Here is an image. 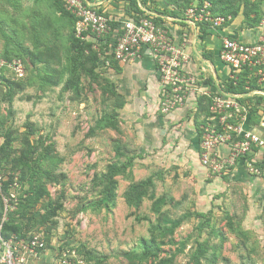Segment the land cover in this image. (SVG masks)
Instances as JSON below:
<instances>
[{
  "label": "rangeland",
  "instance_id": "1",
  "mask_svg": "<svg viewBox=\"0 0 264 264\" xmlns=\"http://www.w3.org/2000/svg\"><path fill=\"white\" fill-rule=\"evenodd\" d=\"M226 1L239 17L248 7L251 21L264 20V0ZM73 34L54 0H0V57L26 68L21 80L13 70L1 74L18 87L11 100L0 82V146L13 131L14 157L25 139L38 147L33 188L46 193L29 214L28 235L43 234L46 245L31 264H61L63 255L72 264H264L256 178L210 176L163 132L157 142L141 141L112 95L116 68L80 71L77 89L64 90ZM160 113L135 115L149 126ZM0 168L9 173L3 157ZM49 171L58 181L46 178ZM29 189L20 186L18 197ZM59 205L55 224H41L48 207Z\"/></svg>",
  "mask_w": 264,
  "mask_h": 264
},
{
  "label": "built area",
  "instance_id": "2",
  "mask_svg": "<svg viewBox=\"0 0 264 264\" xmlns=\"http://www.w3.org/2000/svg\"><path fill=\"white\" fill-rule=\"evenodd\" d=\"M58 1L75 16L76 37L87 41L95 38L97 50L101 45L109 46L105 56H113L118 63L131 64L140 60L146 49L150 51L160 84L159 110L164 115L184 107L195 92L199 97L210 98L209 117L201 126V166L210 176L220 178L228 175L231 168L244 164L248 173L264 187V34L254 43L223 38L219 58L229 69L227 83L236 87L243 82V92L221 88L213 93L201 87L203 77L185 69L188 56L165 25L156 24L151 17L140 16L117 21L114 29V20L106 13H98L84 0ZM212 9L210 0H192L185 11V20L195 26L198 33L201 27L220 30L232 21L231 16L217 15ZM105 64L110 65L108 61ZM7 69L13 70L19 80L25 76L22 60L16 59L10 64L0 57V74ZM222 147L227 148V153L221 151ZM4 171L0 168V195L12 174L10 170L7 174ZM19 189L15 178L9 193L3 195L6 213L13 211L12 203L18 201ZM6 220L5 214L2 223ZM45 246L43 234H31L27 239L12 236L8 240L0 236V264H31L42 255ZM60 262L72 264L66 255Z\"/></svg>",
  "mask_w": 264,
  "mask_h": 264
},
{
  "label": "crops",
  "instance_id": "3",
  "mask_svg": "<svg viewBox=\"0 0 264 264\" xmlns=\"http://www.w3.org/2000/svg\"><path fill=\"white\" fill-rule=\"evenodd\" d=\"M92 7L99 8L103 13L117 23L124 21L129 16L125 9L129 5V0H84ZM156 5L166 10L168 14L161 18L168 27L171 28L176 42L182 46L188 60L185 64V69L205 79L201 87L208 89L213 93L224 88L228 81L229 69L220 60L219 50L223 38H231L242 41L244 43L257 42L264 34V20L255 27H248L244 22L243 17H237L228 23L220 30H208L204 37H200L201 31L196 32L195 26L191 25L187 20H182L176 16L170 15L171 7L165 5L163 0H153ZM141 10L146 14H151L150 11L138 0ZM155 15V14H153ZM91 38V37H90ZM105 40V39H104ZM90 41H96L91 38ZM109 47V46H108ZM109 49V48H108ZM101 66L108 67L109 71L114 70L110 65L101 63ZM116 81V88L125 99V106L122 109L121 117L124 121H133L137 126L136 134L139 139L145 142H157L156 138L159 132L169 134L175 138L174 142H170L169 146L176 144L180 140V148L188 152V156L198 161V167L202 172H206L201 166L199 160V135L195 123V114L197 111V103L199 93L195 92L191 95L186 105L169 115L161 113L153 121L154 124L149 126L142 125L138 122L139 115L136 112L157 114L159 111V92L160 84L157 74L155 62L149 50H145L143 57L135 63L123 64L119 63ZM203 70L207 72H203ZM145 126V129L144 127ZM158 132V134L156 133ZM221 151L227 153V148L222 147ZM193 163V162H192ZM197 169V166L194 165ZM229 178L234 181H253L244 164H239L233 170V173L228 174ZM256 178V177H255ZM260 191L259 194L264 196V187L262 182L256 178Z\"/></svg>",
  "mask_w": 264,
  "mask_h": 264
},
{
  "label": "trees",
  "instance_id": "4",
  "mask_svg": "<svg viewBox=\"0 0 264 264\" xmlns=\"http://www.w3.org/2000/svg\"><path fill=\"white\" fill-rule=\"evenodd\" d=\"M144 7L151 14H146L141 7L139 6L138 0H129V5L125 9L126 14L129 17L139 18L142 17H151L154 22L158 25H164V21L161 18L163 15L168 14V12L161 7L157 6L155 1L153 0H139ZM165 5L171 7L170 15L176 16L182 20L185 18V11L189 8L192 0H163ZM57 11L61 13L64 17L71 18L72 23L75 27L76 18L70 12L66 10L64 5L58 1L54 0ZM213 6V12L217 15L222 16H230L232 15V20L239 17L240 9H231L230 3L226 0H210ZM98 13H103V11L99 8L94 7ZM231 10V11H230ZM155 14V15H153ZM108 16V14H106ZM244 22L248 27H255L261 23L257 19L255 21H251V13H249V8L246 7L244 12ZM252 22V23H251ZM118 26V23H112V27L115 29ZM201 35L200 37H204L208 29L205 27L200 28ZM96 44L93 41L82 40L77 38L75 35V30L73 37L70 41V49L74 53V55L70 59V77L66 81L64 85V90L71 91L76 90L79 84L80 76L79 72L83 71L88 75H93L97 67L101 66V63L105 64L107 61L110 63L112 68L118 69L119 63L114 59L113 56H105V53L108 51L107 45L99 46L98 50L94 48ZM105 58V59H103ZM32 60V59H31ZM33 62V61H32ZM0 82H5L8 96L12 100L17 92L18 83L17 81H12L10 79H6L4 76L0 74ZM224 89L228 92H243V82L240 83L239 86H234L233 83L229 82L225 85ZM113 96L120 98L121 103L119 104V108L123 109L126 102L124 97L118 93L116 88V93H112ZM210 98L201 96L198 98L197 103V111L195 114V123L197 127V132L199 135V144L201 141V126H203L206 122V118L209 117V106H210ZM33 131V129H31ZM15 141L13 131H7L4 135V142L0 146V158L3 157L4 160L8 161L9 170L11 171V175L7 182L4 183L2 194L0 195V224H2V229L0 231V236L8 240L12 236H15L19 239H27L29 237L31 231L28 227L29 222L33 220V218H29V214L32 208H34L37 204H39L40 200L43 196H45V192L42 188L35 186L33 188V182L35 180V169L34 162L35 158L38 156L39 149L37 146L31 144L24 140L25 147L20 151L17 157H14L13 154L15 151L12 150L11 146ZM17 178L20 186H28L30 185V189L25 192V195L22 197H18V201L16 203H12L14 206L13 211H8L6 213L5 204L3 202V195H7L9 193L10 185L14 182V179ZM46 178L51 181H58V177L53 174L52 171L47 172ZM62 205H59L56 208L48 207L47 213L42 215L41 224H55L52 217H55L57 214V210H60ZM7 216V220L2 223L4 216ZM25 221L27 223H25ZM32 233V232H31Z\"/></svg>",
  "mask_w": 264,
  "mask_h": 264
}]
</instances>
